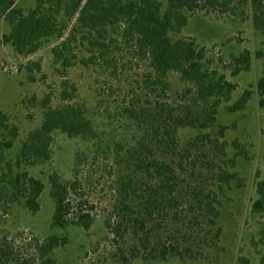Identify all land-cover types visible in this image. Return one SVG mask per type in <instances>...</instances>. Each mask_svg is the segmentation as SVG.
I'll use <instances>...</instances> for the list:
<instances>
[{
	"label": "rangeland",
	"instance_id": "1",
	"mask_svg": "<svg viewBox=\"0 0 264 264\" xmlns=\"http://www.w3.org/2000/svg\"><path fill=\"white\" fill-rule=\"evenodd\" d=\"M17 6L29 11L35 7V0H17ZM78 16L69 21L62 36L42 40L36 52L23 56L2 42V36L11 31V26L6 21L0 23V110L7 113L11 125L19 129L14 145L5 151L14 172L19 170L16 159L22 143L43 123V100L47 96L51 98V106L56 108L66 103L62 98L66 90L71 96L68 103L84 110L96 133L95 137H70L58 130L54 133L50 159L24 167L45 184L39 199L41 210L37 214L21 204L0 201V242L10 240L19 257L9 264L37 259L36 241L43 242L51 234L68 239V244L53 254L56 264H124L121 257H128L136 240L129 235L122 243L115 242L106 221L113 219L119 202L121 178L134 171L127 151L145 134L144 118H139L138 122L127 111L148 109L151 113L156 102L190 105L191 98L184 93L192 84L183 81L178 72L168 73L165 95L158 97L159 91L148 77H154L150 56L141 55L135 42L122 33L110 34L108 38L114 37L116 42L103 56L104 52L91 48L79 35L78 41L70 45L71 53L66 52L74 65L66 68L62 61H57L53 50L70 37ZM172 37L194 40L204 47L212 61L209 67L237 84L231 100L220 107L213 126L204 130L193 127L178 130V152L192 148L190 162L207 167L195 173L189 168L186 179L190 178V182L204 186L217 196L220 215L213 234L219 233V239L215 245L202 247V254L196 258L183 261L171 256L165 261L149 262L137 258L128 264H242L241 257L248 260V264H264L261 261L264 215L252 212L258 198L256 184L264 180V107L260 105L258 91V83L264 77V55L258 56L264 53V36L255 30L251 20L199 10L189 14L188 25ZM246 49L252 52V67L248 72L233 76L232 56ZM90 58H95V63H82ZM29 67L33 69L31 72ZM30 75L34 76V82ZM246 90L252 91L248 105L241 111L230 112L228 106L238 101ZM204 135L207 137L199 140ZM4 137L7 132L0 129V140ZM158 157L175 168L180 161L179 156L164 150L158 151ZM223 172L239 174L244 186H239L236 180L221 182L219 175ZM53 174L65 183H79L70 200L75 207L73 213L83 202L94 207L89 231L78 225H70L65 230L53 227L55 204L50 196ZM169 230H172L171 225L165 232ZM210 236L206 234L208 241Z\"/></svg>",
	"mask_w": 264,
	"mask_h": 264
},
{
	"label": "trees",
	"instance_id": "2",
	"mask_svg": "<svg viewBox=\"0 0 264 264\" xmlns=\"http://www.w3.org/2000/svg\"><path fill=\"white\" fill-rule=\"evenodd\" d=\"M199 10L251 20L255 30L264 36V0H35V7L29 11L19 8L17 0H0V23L6 21L11 26V31L1 40L11 45L18 55L32 54L39 49L42 40L62 36L69 21L79 14L70 37L53 50L56 60L62 61L66 68L74 65L66 52L71 53L70 45L78 41L79 35L91 48L104 52L103 56L116 42L114 37L108 38L110 34L122 33L135 42L141 55L150 56L154 77H148L159 91V98L165 95L169 72H178L183 81L192 84L184 93L190 96V105L156 102L151 113L148 109L127 111L138 122L139 118H144L145 134L127 151L134 171L121 178L119 202L113 219L106 221L115 242L122 243L129 235L136 240L128 257H121L124 264L137 258L146 262L165 261L171 256L185 261L201 255L202 247L215 245L219 239V233L213 234L220 215L217 196L204 186L190 182V178L186 179L189 168L195 173L207 167L190 162L192 148L178 152L179 128L204 130L213 126L220 107L231 100L237 89V84L209 67L212 61L204 47L194 40L172 37L188 25L189 14ZM263 55L258 53V56ZM82 63H95V58L84 59ZM232 67L233 76L250 71L252 52L246 49L232 56ZM29 78L35 81L33 75ZM258 91L260 105L264 107V77L258 83ZM251 95L252 91L246 90L228 110L232 113L243 110ZM62 98L66 103L56 108L51 106L50 96L43 100V123L22 143L16 159L17 172L6 160L5 151L14 145L19 129L11 125L9 115L0 110V129L7 132V137L0 140V201L21 204L34 215L41 210L39 199L45 184L24 167L50 159L54 133L58 130L70 137L96 135L84 110L68 103L71 96L66 90ZM161 150L180 157L177 168L158 157ZM219 178L226 183L236 180L239 186H244L237 173L223 172ZM78 187L79 183H65L57 174L50 176V196L55 204L54 228L65 230L70 225H78L89 231L92 227L93 206L80 203L73 213L75 207L70 195ZM256 187L258 198L252 212L264 215V180L258 181ZM169 225L172 230L165 232ZM206 234L212 235L209 241ZM261 242L264 243V230ZM67 244V237L51 234L43 242L36 241L37 259H28L23 264H56L53 254ZM17 253L10 240L0 242V264L18 261ZM240 261L248 264L243 257ZM261 261L264 263V255Z\"/></svg>",
	"mask_w": 264,
	"mask_h": 264
}]
</instances>
